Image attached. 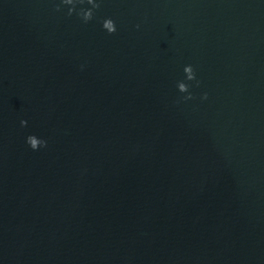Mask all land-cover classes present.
<instances>
[{
    "label": "water",
    "instance_id": "water-1",
    "mask_svg": "<svg viewBox=\"0 0 264 264\" xmlns=\"http://www.w3.org/2000/svg\"><path fill=\"white\" fill-rule=\"evenodd\" d=\"M81 7L0 0V144L264 264V0H103L87 24Z\"/></svg>",
    "mask_w": 264,
    "mask_h": 264
},
{
    "label": "clouds",
    "instance_id": "clouds-1",
    "mask_svg": "<svg viewBox=\"0 0 264 264\" xmlns=\"http://www.w3.org/2000/svg\"><path fill=\"white\" fill-rule=\"evenodd\" d=\"M102 2L103 0H61V4L68 7V12H67L68 16H71L73 15L74 12H76L77 5H84V4L89 5L90 7L88 8L81 7L79 12L76 13L79 16V18L83 21V23L85 24H87L94 18V13L100 9ZM56 10L60 11L61 9L58 6ZM102 27L109 35L114 34L117 30L115 22L110 18L105 19L103 21ZM137 27H139V25H137ZM184 73L188 81H196L195 71L192 66L190 65L186 66L184 68ZM196 86L199 87V81H196ZM177 88L180 93H189L187 96L184 97L185 100L193 99V96L189 92L188 84L184 82H178ZM207 98H208L207 93H205L202 96V99L206 100ZM21 126L22 127L27 126V122L21 121ZM26 143L30 146V148L33 151H37L42 147H47L46 141L41 140L34 135L28 136Z\"/></svg>",
    "mask_w": 264,
    "mask_h": 264
}]
</instances>
